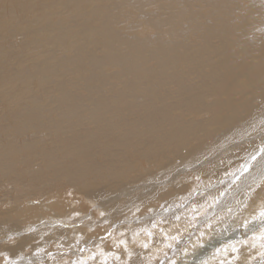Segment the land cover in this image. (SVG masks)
I'll return each mask as SVG.
<instances>
[{
    "label": "bare ground",
    "instance_id": "bare-ground-1",
    "mask_svg": "<svg viewBox=\"0 0 264 264\" xmlns=\"http://www.w3.org/2000/svg\"><path fill=\"white\" fill-rule=\"evenodd\" d=\"M262 213L264 0H0V259L244 264Z\"/></svg>",
    "mask_w": 264,
    "mask_h": 264
},
{
    "label": "rangeland",
    "instance_id": "rangeland-1",
    "mask_svg": "<svg viewBox=\"0 0 264 264\" xmlns=\"http://www.w3.org/2000/svg\"><path fill=\"white\" fill-rule=\"evenodd\" d=\"M203 179H204V177H202V176H200V175H197L196 176V178H194L193 180H192V184H191V188H192V191H191V200H190V202H192L193 204H191V205H197V202H198V200H200V199H205L206 197V195L207 196H211L212 194H213V192H211V189H209L208 187V184H205V182H202L203 181ZM206 180V179H205ZM207 181V180H206ZM215 181V180H214ZM239 180L237 179L236 180V183L238 182ZM206 185V186H205ZM203 186V187H202ZM200 187H202V188H200ZM207 189V190H204L205 188ZM237 187V184H233L232 185V187L230 186V188H229V190H231L232 188H233V190L235 189ZM201 190H200V189ZM199 190V192H197ZM228 190V191H229ZM203 191V192H202ZM253 191V190H252ZM252 191L250 192V194L252 193ZM218 192V196H217V198H216V200L214 199V201H213V204L211 205L210 203H208V202H206L205 204L209 207V208H211V207H214V204L215 203H217L218 202V200H220V198H222L223 196L222 195H224V194H222L223 192H226V188H221L220 190H218L217 191ZM206 193V194H205ZM239 196H240V198H243L244 197V193L243 192H241L240 194H239ZM193 198V199H192ZM217 201V202H216ZM242 208V204L241 205H239V207H238V209H241ZM200 214V216H204L205 215V212H201V213H199ZM214 215H212L211 216V218L213 217ZM263 217H261V216H257L256 217V221L253 219L252 220V222H250V223H248V225H245L244 223L245 222H242V225H243V227H242V229H248V228H254V226L256 225V224H261L262 222H263ZM209 221V220H208ZM207 221V222H208ZM68 224H70V223H68ZM188 227V226H187ZM182 230L183 231H185V228H182ZM222 230V229H221ZM244 230H241V231H244ZM186 232H189V231H186ZM226 233H228V231H224V230H222L221 231V235H220V237L218 238V240H221L222 238H226L228 235L226 234ZM258 238H260L259 236H258ZM217 239V238H216ZM213 240L212 241V239H209V240H204V241H202V243L198 246V247H196V248H191L190 247V249H189V251H187V252H184L183 253V255H182V257L179 259V262H176L175 264H190L192 261L194 262V261H196L195 262V264H201L200 262H203L204 261V263L203 264H215L216 262H207V261H205V256H206V254L208 253V252H211V251H215L216 249H223V251L225 250V248L223 247V245H216L215 243L217 242V240ZM16 242H17V239L16 238H13V240H10L9 242H5V245H7V244H16ZM191 242H189V244H190ZM56 243L54 244V247H56ZM103 245H104V243H103ZM12 246H14V245H12ZM255 247H252V250L250 251V252H253ZM60 249V248H59ZM64 251V250H63ZM47 252H48V250H47ZM46 252V253H47ZM53 252V251H52ZM232 252H234V251H232ZM70 253V252H69ZM256 253V254H255ZM254 253V257H253V255H252V257L254 258H252V259H249L248 257L250 256V253H249V255H246L245 254V258H247V259H245L244 257L242 258L244 261H242V263H244V264H254L253 262L255 261V260H257V261H255L256 263H258L259 264V261H260V259L262 258V256L264 257V253H260L259 251H256ZM259 253V254H258ZM54 254V255H53ZM58 254L59 253H51L50 255L51 256H58ZM98 255H99V253H94V254H92L91 256H90V259L94 262H96V261H98L97 260V258L96 257H98ZM169 256V254H166L165 253V255L163 254L162 255V257H168ZM177 256H179V253H178V255ZM247 256V257H246ZM232 257H233V255L231 256L230 255V253L228 252V251H226L225 253H224V255H223V257H222V259H221V261L219 262V264H221V262H223V261H226L227 260V263H225V264H234V263H232L233 262V260H232V262L230 261V259H232ZM74 257H71V258H69V260H72ZM161 258V257H160ZM159 258V259H160ZM66 260V259H65ZM11 262V263H10ZM0 264H15V262L14 261H10L9 259H7L6 257H3L2 259H0ZM56 264H60V263H56Z\"/></svg>",
    "mask_w": 264,
    "mask_h": 264
},
{
    "label": "snow or ice",
    "instance_id": "snow-or-ice-1",
    "mask_svg": "<svg viewBox=\"0 0 264 264\" xmlns=\"http://www.w3.org/2000/svg\"><path fill=\"white\" fill-rule=\"evenodd\" d=\"M262 215H264V213H262Z\"/></svg>",
    "mask_w": 264,
    "mask_h": 264
}]
</instances>
